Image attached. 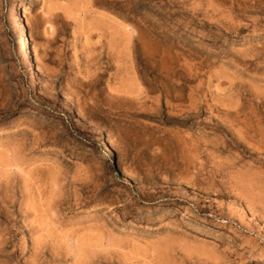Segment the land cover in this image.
I'll use <instances>...</instances> for the list:
<instances>
[{"label":"rangeland","instance_id":"374dc122","mask_svg":"<svg viewBox=\"0 0 264 264\" xmlns=\"http://www.w3.org/2000/svg\"><path fill=\"white\" fill-rule=\"evenodd\" d=\"M0 264H264V0H0Z\"/></svg>","mask_w":264,"mask_h":264},{"label":"bare ground","instance_id":"6f19581e","mask_svg":"<svg viewBox=\"0 0 264 264\" xmlns=\"http://www.w3.org/2000/svg\"><path fill=\"white\" fill-rule=\"evenodd\" d=\"M23 23H24V17H23V14L19 13L18 14V20H17V24L15 26V30L17 31L18 33V38H19V43L22 44L24 42V28H23ZM25 25V24H24ZM26 52V57L27 59V68L31 71L32 70V58H31V50L30 48L27 46V50L25 51ZM26 63V62H25ZM106 141H108V145H109V149L107 150L108 153H112V141L110 139H106ZM107 143V142H106ZM113 155V154H112ZM118 167L120 169L119 173H122L123 174V177H125L126 179H130V174H128L124 168L122 167V165L119 163L118 164Z\"/></svg>","mask_w":264,"mask_h":264}]
</instances>
